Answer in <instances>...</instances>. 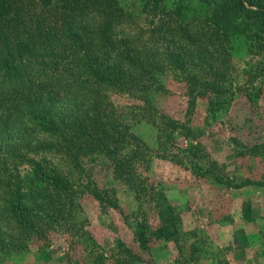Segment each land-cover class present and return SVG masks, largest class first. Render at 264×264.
I'll use <instances>...</instances> for the list:
<instances>
[{"label": "trees", "instance_id": "trees-1", "mask_svg": "<svg viewBox=\"0 0 264 264\" xmlns=\"http://www.w3.org/2000/svg\"><path fill=\"white\" fill-rule=\"evenodd\" d=\"M141 11L143 25L120 0H0V262L49 245L53 232L75 234L86 196L121 210L85 171L98 156L151 207L156 236L177 233L178 213L150 181L152 157L133 126L151 119L159 140L177 132L196 141V129L159 104L164 76L184 82L192 107L198 97L215 106L229 90L236 44L261 57L264 73V0H142ZM113 91L135 96L142 115L108 105ZM213 168L205 172L216 183L264 185Z\"/></svg>", "mask_w": 264, "mask_h": 264}, {"label": "rangeland", "instance_id": "rangeland-1", "mask_svg": "<svg viewBox=\"0 0 264 264\" xmlns=\"http://www.w3.org/2000/svg\"><path fill=\"white\" fill-rule=\"evenodd\" d=\"M141 1L120 0L143 25ZM231 53L229 90L218 99L210 95L215 106L198 97L190 107L184 82L170 73L164 76L159 104L195 128L196 141L177 132L159 140L151 119L133 126L152 157L150 181L163 186L178 213V231L172 238L154 234L157 220L151 207L114 179L109 161L98 156L85 159V171L116 197L121 210L86 196L79 212L82 228L75 234L53 232L49 245L37 242L0 264H114L113 257L120 253L131 254L125 264H264V185L228 187L205 172L214 166L215 173L233 182L264 180L262 59L244 44H236ZM105 101L128 113L136 111L129 115L143 113L133 108L135 96L123 92H108ZM138 234L145 236L147 249L139 246Z\"/></svg>", "mask_w": 264, "mask_h": 264}]
</instances>
